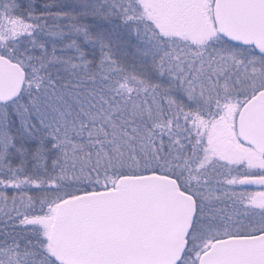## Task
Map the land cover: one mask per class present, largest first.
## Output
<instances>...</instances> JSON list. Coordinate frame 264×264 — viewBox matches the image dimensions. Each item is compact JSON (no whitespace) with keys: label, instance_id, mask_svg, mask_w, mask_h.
<instances>
[{"label":"snow or ice","instance_id":"obj_1","mask_svg":"<svg viewBox=\"0 0 264 264\" xmlns=\"http://www.w3.org/2000/svg\"><path fill=\"white\" fill-rule=\"evenodd\" d=\"M0 264H264V0H0Z\"/></svg>","mask_w":264,"mask_h":264}]
</instances>
